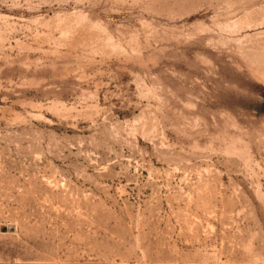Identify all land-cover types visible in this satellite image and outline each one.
I'll list each match as a JSON object with an SVG mask.
<instances>
[{
	"label": "rangeland",
	"instance_id": "1",
	"mask_svg": "<svg viewBox=\"0 0 264 264\" xmlns=\"http://www.w3.org/2000/svg\"><path fill=\"white\" fill-rule=\"evenodd\" d=\"M264 264V0H0V263Z\"/></svg>",
	"mask_w": 264,
	"mask_h": 264
},
{
	"label": "built area",
	"instance_id": "2",
	"mask_svg": "<svg viewBox=\"0 0 264 264\" xmlns=\"http://www.w3.org/2000/svg\"><path fill=\"white\" fill-rule=\"evenodd\" d=\"M0 264H43V263H41V262H30V261H26V262L10 261V262L0 263Z\"/></svg>",
	"mask_w": 264,
	"mask_h": 264
}]
</instances>
